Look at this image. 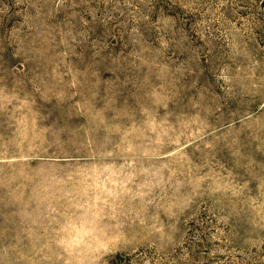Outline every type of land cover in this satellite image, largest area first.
<instances>
[{
	"label": "rangeland",
	"instance_id": "1",
	"mask_svg": "<svg viewBox=\"0 0 264 264\" xmlns=\"http://www.w3.org/2000/svg\"><path fill=\"white\" fill-rule=\"evenodd\" d=\"M0 264H264V0H0Z\"/></svg>",
	"mask_w": 264,
	"mask_h": 264
}]
</instances>
